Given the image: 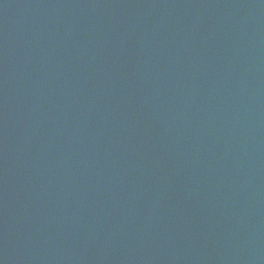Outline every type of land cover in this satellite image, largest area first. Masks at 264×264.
<instances>
[{
    "label": "water",
    "instance_id": "obj_1",
    "mask_svg": "<svg viewBox=\"0 0 264 264\" xmlns=\"http://www.w3.org/2000/svg\"><path fill=\"white\" fill-rule=\"evenodd\" d=\"M0 264H264V0H0Z\"/></svg>",
    "mask_w": 264,
    "mask_h": 264
}]
</instances>
